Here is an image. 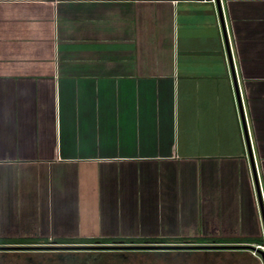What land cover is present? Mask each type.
<instances>
[{"label": "crops", "instance_id": "crops-1", "mask_svg": "<svg viewBox=\"0 0 264 264\" xmlns=\"http://www.w3.org/2000/svg\"><path fill=\"white\" fill-rule=\"evenodd\" d=\"M251 161L264 0H0V247L264 242Z\"/></svg>", "mask_w": 264, "mask_h": 264}, {"label": "rangeland", "instance_id": "rangeland-1", "mask_svg": "<svg viewBox=\"0 0 264 264\" xmlns=\"http://www.w3.org/2000/svg\"><path fill=\"white\" fill-rule=\"evenodd\" d=\"M78 246L55 243L15 246L5 253L0 251V264H263L260 251L264 252V245L260 249L241 247L247 248L244 250L233 249L241 245H223L224 249H217L218 245L193 243L128 245L116 242ZM141 252H150V255ZM155 252L166 254L156 257Z\"/></svg>", "mask_w": 264, "mask_h": 264}, {"label": "trees", "instance_id": "trees-1", "mask_svg": "<svg viewBox=\"0 0 264 264\" xmlns=\"http://www.w3.org/2000/svg\"><path fill=\"white\" fill-rule=\"evenodd\" d=\"M116 242H121L123 244H128V245H131V244H134V245H140V244H155V243H174V244H181V243H193V244H196V245H218L216 247H219L217 249H224L223 245H244L245 243L246 244H250L251 246H263L264 245V242L262 239L258 238V239H254L252 240L251 242H243L241 240H237V239H234V240H227V239H200L198 240V242H189V241H184V240H178V241H175V242H170L169 240L167 239H118V240H115V239H105V238H102V239H81V240H77L76 242H58V241H53V242H49V243H55V244H59V245H94V244H104V245H109V244H113V243H116ZM12 244H15V243H12ZM29 244H37L36 242H17L16 245H29ZM0 245H11L10 243H6V242H0ZM237 247V248H236ZM240 247V248H239ZM241 247H249V246H235V248L233 249H241V250H244V249H247V248H241ZM143 253L144 255L146 256H149L150 252H141ZM162 252H155L153 253V256H156V257H160L162 255H165V254H161ZM180 255H181V252H179ZM189 253V252H188ZM135 256H137V254H135Z\"/></svg>", "mask_w": 264, "mask_h": 264}, {"label": "water", "instance_id": "water-1", "mask_svg": "<svg viewBox=\"0 0 264 264\" xmlns=\"http://www.w3.org/2000/svg\"><path fill=\"white\" fill-rule=\"evenodd\" d=\"M216 4H217V9H218V14H219V21H220V24H221V27H222V30H223L224 39H225V42H226V48L228 49L226 35H225V32H224L223 19H222L221 11H220V7L218 5V2H216ZM228 58H229V60H231L230 59L231 57H230L229 51H228ZM235 90H237V86L236 85H235ZM237 97H238V94H237ZM237 100H239V98ZM239 112H240V117H241V121H242L243 132H244V135H245L247 152L250 153V146H249V141H248L247 129H246V125H245V119H244L242 107L240 105H239ZM251 169H252L253 176H254V179H255V186H256V189H257V197H258V202H259V208H260V211H261V218H262L263 225H264L263 205H262L261 196H260V192H259V188H258V184H257V178H256V174H255V169H254V165H253L252 161H251ZM78 247H80V246H78ZM81 247L84 248L85 246H81ZM12 248L15 249L16 247H0V249H12ZM17 248H25V247H17ZM260 253L262 254V261H263V264H264V252L260 251Z\"/></svg>", "mask_w": 264, "mask_h": 264}, {"label": "built area", "instance_id": "built-area-1", "mask_svg": "<svg viewBox=\"0 0 264 264\" xmlns=\"http://www.w3.org/2000/svg\"><path fill=\"white\" fill-rule=\"evenodd\" d=\"M259 247V246H258ZM261 247V246H260ZM260 247L259 248H256V249H260Z\"/></svg>", "mask_w": 264, "mask_h": 264}, {"label": "bare ground", "instance_id": "bare-ground-1", "mask_svg": "<svg viewBox=\"0 0 264 264\" xmlns=\"http://www.w3.org/2000/svg\"><path fill=\"white\" fill-rule=\"evenodd\" d=\"M263 250V249H262Z\"/></svg>", "mask_w": 264, "mask_h": 264}]
</instances>
